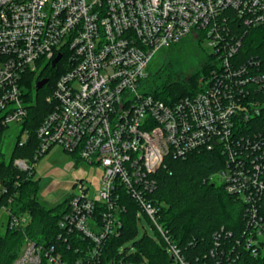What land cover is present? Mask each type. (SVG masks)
<instances>
[{
    "label": "built area",
    "instance_id": "1",
    "mask_svg": "<svg viewBox=\"0 0 264 264\" xmlns=\"http://www.w3.org/2000/svg\"><path fill=\"white\" fill-rule=\"evenodd\" d=\"M192 37L209 51L201 90L172 103L147 93L155 55ZM59 55L53 69L65 71L45 99L51 110L37 130L36 157L59 146L103 168L98 190L75 181L61 221L96 247L68 263L55 247L26 237L13 264H97L103 241L122 228L124 194L137 202L141 221L144 215L151 220L175 261L187 264L147 195L168 156L218 153L225 166L215 182L258 211L264 148L243 129L262 108L252 93L264 94V0H0V133L19 125L21 146L30 137L23 125L35 105L32 87L37 90L43 79V88L49 84L40 75ZM14 165L29 175L36 167L27 159ZM7 192L2 187L0 196ZM3 211L7 218L0 227L28 225L27 215H14L7 206ZM244 247L264 256L263 220Z\"/></svg>",
    "mask_w": 264,
    "mask_h": 264
},
{
    "label": "trees",
    "instance_id": "2",
    "mask_svg": "<svg viewBox=\"0 0 264 264\" xmlns=\"http://www.w3.org/2000/svg\"><path fill=\"white\" fill-rule=\"evenodd\" d=\"M209 60L207 57L206 61ZM64 71L48 65L40 79L49 78V84L41 90L32 87L35 105L31 108L30 119L23 125L29 130L30 137L23 146L20 139L17 140L10 160L3 152V133H0V184L8 190L0 196V211L7 206L12 214L29 217L26 227L6 228L4 233L0 232V264L14 263L26 237L46 248L55 247L68 263L83 260L96 247L77 231L69 233L61 227V221L70 211V198L53 209L46 208L39 200L40 180L35 178L36 167L29 175L14 165L17 159H27L37 165L42 158L36 157L39 149L37 130L51 110L45 99ZM206 72L205 64L188 81L173 70V61H166L154 71L149 68L144 89L156 98L172 103L198 93L201 90L199 78ZM252 95L260 101L262 108L257 119L243 129V135L264 148V94ZM224 166V158L216 152H193L184 158L168 156L165 166L152 175L156 185L147 194L159 209L158 223L168 232L187 264H264V256L255 257L244 247L255 223L264 221V200L260 201L257 212L251 211L238 198L228 194L223 185L212 181L211 178ZM262 177L264 179V174ZM121 202L127 208L120 216L122 228L118 234L103 241L97 264H180L172 260L168 244L145 215L155 236L148 232L140 234L139 206L133 197L124 194ZM96 219L100 220L98 216ZM129 243L130 247L127 246ZM43 264L49 263L43 261Z\"/></svg>",
    "mask_w": 264,
    "mask_h": 264
},
{
    "label": "rangeland",
    "instance_id": "3",
    "mask_svg": "<svg viewBox=\"0 0 264 264\" xmlns=\"http://www.w3.org/2000/svg\"><path fill=\"white\" fill-rule=\"evenodd\" d=\"M208 49L196 38H190L172 49H163L157 53L151 63V70L161 67L166 61H173V70L180 78L184 77L189 81L193 73L199 71L206 64ZM35 93V91H34ZM20 126L13 125L5 130L2 135L3 152L7 160H10L14 146L20 134ZM78 160V165L76 161ZM76 156L65 152L61 147L56 146L45 154L36 165L35 178L40 180L39 200L48 209H53L67 199L71 198L74 190L68 188L70 182L85 180L93 183L98 190L103 168L99 166H89L80 162ZM218 176L214 175L212 181L218 182ZM2 186L0 184V192ZM7 215L3 211L0 215L1 222L5 225ZM5 226L0 227V232H5ZM148 232L155 236V230L150 222L143 217L140 222V234ZM128 247L131 244H127ZM145 264V263H143Z\"/></svg>",
    "mask_w": 264,
    "mask_h": 264
},
{
    "label": "water",
    "instance_id": "4",
    "mask_svg": "<svg viewBox=\"0 0 264 264\" xmlns=\"http://www.w3.org/2000/svg\"><path fill=\"white\" fill-rule=\"evenodd\" d=\"M60 59H61V56L59 55V56L55 59V61L53 62L52 67H55L56 64H57V62H58ZM47 82H48V79H43V80L39 81L38 84H37V90L42 89V88L45 86V84H46ZM172 260L175 261V257H174V256H173Z\"/></svg>",
    "mask_w": 264,
    "mask_h": 264
},
{
    "label": "crops",
    "instance_id": "5",
    "mask_svg": "<svg viewBox=\"0 0 264 264\" xmlns=\"http://www.w3.org/2000/svg\"><path fill=\"white\" fill-rule=\"evenodd\" d=\"M77 165V164H76ZM36 169V168H35ZM36 172V171H35ZM74 183L75 182H70L69 184H68V188H71V189H73V185H74Z\"/></svg>",
    "mask_w": 264,
    "mask_h": 264
},
{
    "label": "bare ground",
    "instance_id": "6",
    "mask_svg": "<svg viewBox=\"0 0 264 264\" xmlns=\"http://www.w3.org/2000/svg\"><path fill=\"white\" fill-rule=\"evenodd\" d=\"M149 79V78H148ZM148 85V84H147ZM34 91V90H33ZM45 156V155H44ZM36 170V169H35Z\"/></svg>",
    "mask_w": 264,
    "mask_h": 264
}]
</instances>
